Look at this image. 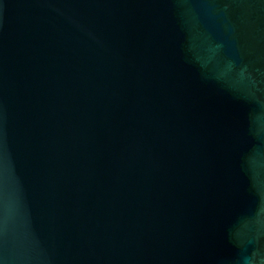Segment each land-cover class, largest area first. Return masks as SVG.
I'll use <instances>...</instances> for the list:
<instances>
[{
  "label": "water",
  "instance_id": "95a60500",
  "mask_svg": "<svg viewBox=\"0 0 264 264\" xmlns=\"http://www.w3.org/2000/svg\"><path fill=\"white\" fill-rule=\"evenodd\" d=\"M0 264H264V0H0Z\"/></svg>",
  "mask_w": 264,
  "mask_h": 264
}]
</instances>
